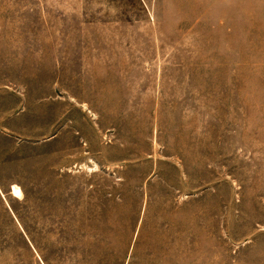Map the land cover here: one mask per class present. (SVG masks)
<instances>
[{
    "label": "rangeland",
    "instance_id": "374dc122",
    "mask_svg": "<svg viewBox=\"0 0 264 264\" xmlns=\"http://www.w3.org/2000/svg\"><path fill=\"white\" fill-rule=\"evenodd\" d=\"M0 264H264V0H0Z\"/></svg>",
    "mask_w": 264,
    "mask_h": 264
},
{
    "label": "bare ground",
    "instance_id": "6f19581e",
    "mask_svg": "<svg viewBox=\"0 0 264 264\" xmlns=\"http://www.w3.org/2000/svg\"><path fill=\"white\" fill-rule=\"evenodd\" d=\"M13 192H14L15 197H21V196H22V191H21V189L18 188V187H15V188L13 189Z\"/></svg>",
    "mask_w": 264,
    "mask_h": 264
}]
</instances>
